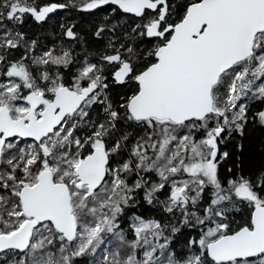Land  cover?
Masks as SVG:
<instances>
[{
    "label": "snow or ice",
    "instance_id": "1",
    "mask_svg": "<svg viewBox=\"0 0 264 264\" xmlns=\"http://www.w3.org/2000/svg\"><path fill=\"white\" fill-rule=\"evenodd\" d=\"M249 124L264 0H0V264H264Z\"/></svg>",
    "mask_w": 264,
    "mask_h": 264
},
{
    "label": "trees",
    "instance_id": "2",
    "mask_svg": "<svg viewBox=\"0 0 264 264\" xmlns=\"http://www.w3.org/2000/svg\"><path fill=\"white\" fill-rule=\"evenodd\" d=\"M63 17L64 21L68 23H72L75 21L78 25L77 30L79 31L81 28L86 27L88 18L85 14L75 13L72 11H60L56 16L53 17V21L50 23H55L56 20ZM83 18V19H82ZM31 37L37 38L39 37L43 42L47 43L51 39L52 36L49 35L51 29L49 28L48 24H44L43 26L37 25L35 22L29 20L23 28ZM56 31L58 32L59 29L57 28ZM247 139L244 140V144L246 148H259L262 144H264V127L258 125L249 124L247 132H246ZM231 147V145H229ZM247 210L241 209L238 213H233V217L238 222H243V219L246 215ZM150 215V214H147ZM181 241L183 237L180 238ZM179 247V245H177ZM80 264H86V261L81 260Z\"/></svg>",
    "mask_w": 264,
    "mask_h": 264
}]
</instances>
